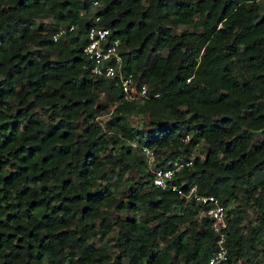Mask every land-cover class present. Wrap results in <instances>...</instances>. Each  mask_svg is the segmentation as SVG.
Masks as SVG:
<instances>
[{
    "label": "trees",
    "instance_id": "16d2710c",
    "mask_svg": "<svg viewBox=\"0 0 264 264\" xmlns=\"http://www.w3.org/2000/svg\"><path fill=\"white\" fill-rule=\"evenodd\" d=\"M98 1L93 22L91 0H0V264H206L215 235L191 186L226 208L230 263L261 264L264 0ZM97 25L120 40L126 98L82 52ZM142 147L155 167L191 161L182 193L153 184ZM130 170L141 181L116 193Z\"/></svg>",
    "mask_w": 264,
    "mask_h": 264
},
{
    "label": "built area",
    "instance_id": "2783aa9c",
    "mask_svg": "<svg viewBox=\"0 0 264 264\" xmlns=\"http://www.w3.org/2000/svg\"><path fill=\"white\" fill-rule=\"evenodd\" d=\"M102 4L98 0H91L87 17L93 19V22L99 20V15L96 14ZM85 16V12L79 13ZM68 30L73 29V25L67 27ZM65 27H59L58 31L53 34L55 40L58 36L65 33ZM111 30L107 27L93 26L88 29L85 34V43L82 47V52L91 60L90 71L96 76L103 79H114L123 92L124 97H128L127 90L133 85L131 74H124L122 71V56L119 49L120 40L111 38ZM142 89L145 90V84H142ZM188 136L185 137L187 140ZM144 157L148 169L152 173V182L155 186L161 189H170L182 193L175 180V174L191 163L190 160L184 162L174 160L170 165L165 167H155L154 161L156 153L150 148L142 147L140 150ZM185 197L192 196L196 203L201 205L196 217L200 219L205 216L209 220V227L215 235V242L210 255L207 258L206 264H231L225 245L226 228H227V213L226 208L220 204L217 197L211 195H200L195 193V186L189 187Z\"/></svg>",
    "mask_w": 264,
    "mask_h": 264
},
{
    "label": "rangeland",
    "instance_id": "374dc122",
    "mask_svg": "<svg viewBox=\"0 0 264 264\" xmlns=\"http://www.w3.org/2000/svg\"><path fill=\"white\" fill-rule=\"evenodd\" d=\"M183 27H185L186 29L188 30H192L193 29V26L192 25H186V26H177L173 31L174 32H179ZM98 93V102L99 103H105L106 100L108 99L109 97V93L105 92V91H97ZM107 118V115H103V116H100L98 119L100 121L104 120ZM131 121L136 124V123H141L142 126H147L148 122H147V119L144 115H141V116H136V115H131ZM205 150H206V144L201 141L195 148L194 150L192 151V155H200V156H203L204 153H205ZM129 179H132L136 182H139L141 181V178L139 177V174L134 171V170H130L125 178L123 179V181L119 184V187H118V190L116 191V193H122V192H126L127 190V183L129 181ZM241 201H239L238 203H240ZM247 207V212H246V215L244 217V220L242 221L243 225L247 226L249 223L253 222L254 221V218H255V214H256V210L251 206V205H246ZM117 213H115L114 211H110L109 212V217L111 218V220L115 219L117 217ZM120 215L122 216H127L129 215L128 212L126 211H122L120 213ZM115 232V230H113V232L109 233L106 237L107 241L112 244V235L113 233ZM91 243L94 245V246H97L99 244V240H98V237L96 235H92L91 236ZM110 253L112 255H114V250H110ZM256 261H258L259 263L261 264H264V256L263 255H260Z\"/></svg>",
    "mask_w": 264,
    "mask_h": 264
}]
</instances>
